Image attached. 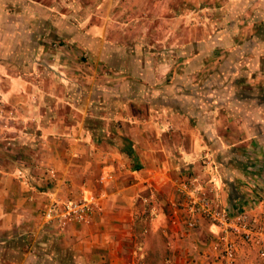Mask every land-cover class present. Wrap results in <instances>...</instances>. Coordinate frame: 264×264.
Listing matches in <instances>:
<instances>
[{
    "label": "crops",
    "instance_id": "crops-1",
    "mask_svg": "<svg viewBox=\"0 0 264 264\" xmlns=\"http://www.w3.org/2000/svg\"><path fill=\"white\" fill-rule=\"evenodd\" d=\"M254 1L241 16L249 27L256 25L249 15L254 4L264 0ZM74 3L76 13L83 9L82 0ZM29 5L56 9L40 0ZM176 7V0H100L102 15L74 22L103 41L117 27L112 41L145 44L139 51L148 60L141 59L137 75L129 73L142 82L105 86L114 92L115 104L104 100L109 107L86 99L85 87L68 99L62 90L51 94L53 86L32 69L8 73L0 64L5 105L30 122L18 129L11 121L12 146L0 145V264H221V228L180 205L177 184L190 177L208 185L214 179L215 192L206 188L208 195L233 210L251 201L249 213L264 220V34L241 35L236 41L242 46L232 50L221 29L211 35L213 21L196 25L198 3L184 0L179 12ZM190 44L223 49L190 51ZM167 45H179L178 58L185 60L170 68V82H164L166 61L156 57ZM209 59L216 63L206 65ZM97 76L93 71L89 78ZM96 122L107 129L99 131ZM108 172L113 180L100 183ZM89 193L104 194L90 223L60 231L40 224L37 212L46 203ZM237 243L235 264H264L257 246Z\"/></svg>",
    "mask_w": 264,
    "mask_h": 264
},
{
    "label": "rangeland",
    "instance_id": "rangeland-1",
    "mask_svg": "<svg viewBox=\"0 0 264 264\" xmlns=\"http://www.w3.org/2000/svg\"><path fill=\"white\" fill-rule=\"evenodd\" d=\"M30 1L20 0L19 3L15 1L12 3V0H0V64H4L6 67L4 72L7 70L8 73H11L15 69L25 72L32 69L33 72H37L34 76H40L42 83L46 80L49 86L57 88L55 91L52 87L51 94L59 93V90H62L64 94L61 93V95H67L68 99L73 97L76 87H85L87 88L85 91H89L88 94H85V98L90 96L91 99L95 100L93 104H98L97 101L102 102L104 108L109 107L104 102L105 99L115 104L114 92L105 90V86L109 88L114 83L124 84L130 79L133 82H142L140 78H135L137 76L131 78L129 73L133 72L134 75H137L136 71L142 65L141 59L148 60L147 54H143L141 57V51H139V47L142 48L145 44L136 41L128 43L112 41L118 33L117 27L110 28L107 34L108 41H103L101 37H93L86 33V25L83 28L80 25L78 28L74 26V22L79 24L80 17L87 19L92 13H94L93 17L102 15V10L98 9L100 0H82L83 9H78L77 13L74 10L75 0H40L43 4L49 5L51 3L56 6V9L51 13L44 11L43 6V8L32 5L30 7ZM171 1L169 0V2ZM189 1L198 3L202 9L199 12L201 17L198 19L200 24L196 25L200 26L203 19L206 22L213 21V25H210L211 35L220 33L217 31L221 29V32L230 38V42L225 43L226 48H240L242 43H238L236 38L241 35L246 37L247 35L264 34V1L254 4L256 10L254 9L255 11H252L254 13L249 15L252 14L251 17L255 18L256 25L251 27L247 22L243 23L241 16L245 12H251L253 8L251 2H255L254 0ZM176 4L178 6L176 7L177 12H179L183 8L184 0H176ZM68 8L71 10L68 11ZM63 12L64 16L60 14ZM135 14L133 13V18H135ZM214 20L219 21V24L222 22V26L215 24ZM190 25L195 24L191 23ZM193 45L194 49H192ZM221 45L217 44L216 47H213L212 44H204L202 47L198 44H190V51H201L202 49L215 54L217 50L223 49ZM148 46L150 47L149 52L153 51V44L148 43ZM178 47L179 45L174 48L169 45L164 46L162 52L158 53V56L156 55L157 58L162 55L161 60L166 61L167 73H165L164 82L171 81L169 70L172 66L176 69L185 66V60L178 58L180 53L177 50L181 48ZM262 56L264 59V54ZM209 60L205 63L208 66L216 63L214 59ZM263 64L264 60L262 61V69H264ZM150 65L154 66V60L150 62ZM93 71L98 74L95 80L89 78L93 75ZM1 72L3 71H0V86L3 84ZM88 74L89 76H87ZM123 76L126 78L124 79ZM61 85L66 87V91L60 88ZM121 86L123 87V85ZM108 95L110 96L108 97ZM38 96H44L45 99L47 95L41 92ZM4 100L0 93V135H2L0 145L3 146L4 150H8L12 146L9 140L12 131L8 129L12 126L10 122L14 121L18 129L19 127L28 129L30 122L28 118L24 117L19 120L17 110L10 105H5ZM93 109L97 110V113L104 111L99 110V107ZM62 110L69 112V107L62 108ZM97 113L94 115L99 116ZM96 125L99 131L107 129L102 122H96ZM29 244L32 245V243ZM29 244L30 248L31 245Z\"/></svg>",
    "mask_w": 264,
    "mask_h": 264
},
{
    "label": "built area",
    "instance_id": "built-area-1",
    "mask_svg": "<svg viewBox=\"0 0 264 264\" xmlns=\"http://www.w3.org/2000/svg\"><path fill=\"white\" fill-rule=\"evenodd\" d=\"M50 177H56V171H49ZM25 176H21L23 180ZM112 173H103L98 181L105 183L113 180ZM208 185L198 177H190L178 182L177 190L180 205L190 214L200 215L221 228V234L216 241L220 248V263L235 264L237 260V239L258 247L260 256L264 257V220L252 216L248 208L251 201L241 208L231 209L208 195L215 192L214 179ZM104 194H81L73 199L55 198L38 211L39 221L43 227L60 231L70 224L90 223L93 214L98 209ZM263 202V201H261ZM195 220H189L188 225L195 226Z\"/></svg>",
    "mask_w": 264,
    "mask_h": 264
},
{
    "label": "trees",
    "instance_id": "trees-1",
    "mask_svg": "<svg viewBox=\"0 0 264 264\" xmlns=\"http://www.w3.org/2000/svg\"><path fill=\"white\" fill-rule=\"evenodd\" d=\"M127 153H128L130 156H132L133 160H135V159H134L135 156H133V154H132V150H131L130 148H127ZM136 167H137V168H140L141 166H140L139 164H137Z\"/></svg>",
    "mask_w": 264,
    "mask_h": 264
}]
</instances>
